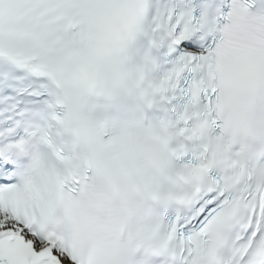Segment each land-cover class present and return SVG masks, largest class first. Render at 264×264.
<instances>
[{
  "label": "snow or ice",
  "instance_id": "snow-or-ice-1",
  "mask_svg": "<svg viewBox=\"0 0 264 264\" xmlns=\"http://www.w3.org/2000/svg\"><path fill=\"white\" fill-rule=\"evenodd\" d=\"M0 264H264V0H0Z\"/></svg>",
  "mask_w": 264,
  "mask_h": 264
}]
</instances>
